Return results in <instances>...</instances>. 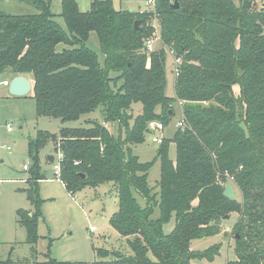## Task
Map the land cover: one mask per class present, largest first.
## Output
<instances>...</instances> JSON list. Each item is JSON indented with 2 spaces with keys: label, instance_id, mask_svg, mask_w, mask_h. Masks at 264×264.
Wrapping results in <instances>:
<instances>
[{
  "label": "trees",
  "instance_id": "16d2710c",
  "mask_svg": "<svg viewBox=\"0 0 264 264\" xmlns=\"http://www.w3.org/2000/svg\"><path fill=\"white\" fill-rule=\"evenodd\" d=\"M26 1L37 14L0 12V75L30 78L38 115L64 123L97 110L103 116V123L64 127L60 139L40 132L30 143V200L39 206L45 179L39 150L53 140L63 155L60 181L68 192L112 184L119 197L111 225L132 254L97 249L94 264H213L221 247L196 252L192 241L220 234L231 213L239 216L232 229L236 259L227 264H264V10L256 8L257 0H178V10L172 8L175 0H157L150 13L118 10L114 0H93L82 12L76 0H62L59 17L66 29L50 0ZM153 17L163 46L148 52ZM138 20L141 29L135 30ZM92 32L99 37L103 66L87 46ZM169 51L181 59L174 97L166 95ZM176 102L185 126L160 142L156 192L148 182L151 163L140 162L133 147L145 141L150 122L167 126ZM136 103L143 111L130 125ZM157 108L164 109V118ZM109 124L125 132L115 135ZM231 177L243 202L224 195ZM21 214L28 243L36 245L38 214ZM173 216L174 230L165 234ZM41 264L71 263L49 258Z\"/></svg>",
  "mask_w": 264,
  "mask_h": 264
},
{
  "label": "rangeland",
  "instance_id": "374dc122",
  "mask_svg": "<svg viewBox=\"0 0 264 264\" xmlns=\"http://www.w3.org/2000/svg\"><path fill=\"white\" fill-rule=\"evenodd\" d=\"M76 1L80 11L87 12L93 0ZM235 2L239 4V0ZM50 3L52 13L57 15V21L66 29L64 20L59 17L62 13V0H50ZM255 6L259 10H264V0H257ZM114 7L136 13H150L155 9L153 5L148 4V0H114ZM0 12L21 16L37 14L38 10L26 0H0ZM159 24L156 17L152 18V23L148 21V26H152L153 30L147 40L154 42L155 50L163 46ZM87 46L98 54L99 62L103 66L105 56L96 32L91 33ZM63 48V45L58 46V51ZM174 69V59L168 54L166 63L168 97L175 96ZM14 77L11 72L0 75V261L9 264H41L53 258L59 263L94 264L99 260L97 249L131 255L127 240L111 225V219L119 209V197L112 184L87 187L75 194L68 192L56 174L59 146L53 140L48 141L39 150V170L45 177L39 184V206L30 200L27 189L30 187L31 173L35 170L33 158L29 153L30 143L38 139L40 132L55 135L60 139L64 127H88L89 121L103 123V116L101 111L97 110L79 121L64 123L60 119L38 115L33 93L23 97L13 96L9 87L2 84L4 80H12ZM234 90L239 94V87ZM182 110L181 103H174V115L167 126L164 125L165 129L161 132L150 130L145 141L133 147V153L138 156L140 162L151 163L148 182L156 192L160 191L158 183L161 180V161L157 156L159 138L173 139L179 129L178 122L183 118ZM142 111V104H133L130 125L134 124L135 117L142 114ZM156 111L162 114L164 109L157 108ZM162 115L164 118V113ZM7 124L12 126L13 132H7ZM108 127L115 135H118L120 130L125 132V129H121L123 126L119 124H109ZM7 147L10 151H7ZM169 153L170 158L175 160L177 153L174 143L170 145ZM50 156L55 157L54 162L48 160ZM228 183L234 186L233 181L229 180ZM235 192L236 200L243 202L236 188ZM137 197L141 205L145 206L146 202L139 195ZM21 213L38 214L39 239L36 245L28 243L27 229L20 223ZM159 217V207L154 208L152 218L156 220ZM238 217L237 213L228 215L222 222L220 234L192 241L191 249L204 252L219 245L220 256L213 264H227L235 260L232 229ZM174 227L173 216L164 225V233H171Z\"/></svg>",
  "mask_w": 264,
  "mask_h": 264
},
{
  "label": "water",
  "instance_id": "95a60500",
  "mask_svg": "<svg viewBox=\"0 0 264 264\" xmlns=\"http://www.w3.org/2000/svg\"><path fill=\"white\" fill-rule=\"evenodd\" d=\"M172 8L174 10H178L180 8L179 2L178 0H175V2L172 4ZM140 25H141V21H136L134 28L135 30H140ZM3 28V23L0 22V30ZM33 90V83L32 81L26 77V76H17L14 77L10 84H9V91L10 94L13 96H17V97H23V96H27L30 93H32ZM171 115H173V112L171 111ZM48 160L50 162H54L55 158L53 156H50L48 158ZM224 195L227 198L230 199H236L237 194L235 192V188L231 183H227L225 186V190H224Z\"/></svg>",
  "mask_w": 264,
  "mask_h": 264
},
{
  "label": "built area",
  "instance_id": "2783aa9c",
  "mask_svg": "<svg viewBox=\"0 0 264 264\" xmlns=\"http://www.w3.org/2000/svg\"><path fill=\"white\" fill-rule=\"evenodd\" d=\"M156 3H157V0H148V4L149 5H153L155 9H156ZM155 9H153V11ZM154 47H155L154 46V42L152 40H147L146 41V50L148 52H153L156 49ZM169 54L174 59V67H175L174 76H175V79H176L179 76V66L181 64V59L180 58H176L172 51H169ZM10 82H11V80H4L2 82V84L4 86L9 87ZM184 126H185V124H184L183 119H182L181 121L178 122V127H184ZM6 127H7V132L8 133L13 132V128H12V126L10 124H7ZM149 129L151 131H159V132H161V131H163L165 129V126L160 121H152V122L149 123ZM159 141L162 142V139L159 138ZM6 149H7V151H10V148H8V147ZM62 159H63V155L61 153H59L58 154V161H57V164L55 166L56 174L58 175L59 181H60V174H61V165L60 164H61ZM25 169H27V167H25ZM233 180L234 179L231 177L230 181H233ZM92 230H94V228H92Z\"/></svg>",
  "mask_w": 264,
  "mask_h": 264
}]
</instances>
